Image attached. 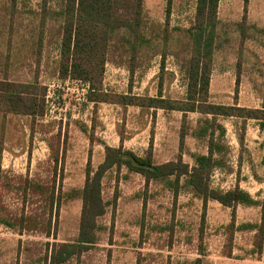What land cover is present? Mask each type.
I'll return each mask as SVG.
<instances>
[{
	"label": "rangeland",
	"instance_id": "374dc122",
	"mask_svg": "<svg viewBox=\"0 0 264 264\" xmlns=\"http://www.w3.org/2000/svg\"><path fill=\"white\" fill-rule=\"evenodd\" d=\"M64 1L0 0V79L23 84L17 90L35 98L37 109L44 105L43 115L35 116L10 111L7 103L0 101V264H50L52 246L48 243L74 242L79 234L96 107L88 100L91 90L87 83L59 74ZM231 1L233 23L220 28L212 67L220 73L234 67L237 79L228 91L216 84L214 97L225 106L260 105L261 109L264 0H250L245 11L241 9L243 0ZM195 4L196 0H171L168 15V0H144L146 17L141 32L149 43L141 47L136 67L149 65L156 53L164 51L169 68L161 73L165 95L181 91L170 85V69L182 68L191 50L192 42L184 34L193 22ZM116 60L111 52L109 61ZM98 88L101 90L95 94L99 98L118 99L117 93ZM222 121L227 126L224 137L218 127ZM247 121L217 117L211 123L222 136L217 143L225 146L221 150L226 163L240 162L245 176H251L254 161L259 176L241 187L258 197L253 215L242 208L235 225L230 226L231 209H227L225 221L229 223L222 226L220 234L210 227L206 215L202 222L199 207L179 224L184 218L177 216L170 201L161 205L160 212V181H155L141 191V215L123 225L115 213L118 186L106 181L102 195L107 207L97 221L96 243L62 264H264V237L261 242L257 229L250 248V238L240 231L242 226L254 228L264 220V132H256L255 125ZM54 189L62 200L58 210L55 204L52 211ZM248 217L256 223L243 225ZM49 230L56 239L47 236Z\"/></svg>",
	"mask_w": 264,
	"mask_h": 264
},
{
	"label": "trees",
	"instance_id": "16d2710c",
	"mask_svg": "<svg viewBox=\"0 0 264 264\" xmlns=\"http://www.w3.org/2000/svg\"><path fill=\"white\" fill-rule=\"evenodd\" d=\"M245 1V10L249 0ZM64 23L61 30L59 74L61 78L84 81L90 87L89 101H114L120 104L148 105L166 110L198 111L212 116H233L244 120L257 119L264 128V105L261 109L238 106H225L209 102V86L212 72V58L217 35V13L219 0H196V12L193 25L185 30L191 38L192 46L186 56L182 68L188 78L187 100L176 101L170 98H141L137 96L119 95L117 100H103L97 96V86H102L104 70L110 60V53L115 55L116 64L126 65L133 71L141 47L149 43L142 36L141 28L145 20L144 0H65ZM171 0H168L167 14ZM124 33H129L125 36ZM161 67H164L165 53H162ZM23 84H17L6 78L0 79V101L7 103L10 111L43 115V107L38 106L35 98L25 96L24 91L17 90ZM237 90V89H236ZM45 94L42 96L43 104ZM203 133L213 130L214 124L205 120ZM220 127V126H218ZM223 134L224 130L220 127ZM213 134V132H212ZM184 133L181 134L183 146ZM208 155L196 156V166L190 169L183 163L181 157L176 162L156 164L151 151L145 157H140L129 150L105 147V160L96 169L91 164V154L86 167V178L82 190V210L78 238L74 242H51L52 253L50 264H62L80 255L88 247L96 243L98 218L105 214L107 203L102 195V180L104 175L113 167L120 169L126 166L129 171L140 173L145 177L146 185L151 181H165L171 176L175 181L171 184L175 196L179 190L180 178L187 177V185L203 199L202 222L205 219L207 204L210 199L217 200L222 205L231 208L232 222L236 223V207L238 204L254 205L258 201L241 189L224 191L211 186L210 178L214 167L219 165L213 157V149L221 150L220 145L210 139ZM58 163V158H55ZM61 194L56 195L55 189L51 194V209L61 204ZM264 210V207H263ZM249 228L242 226L241 228ZM259 237H264V220L258 226ZM48 237L56 239V234L49 230ZM263 250L262 244L258 251Z\"/></svg>",
	"mask_w": 264,
	"mask_h": 264
},
{
	"label": "crops",
	"instance_id": "0c3cea01",
	"mask_svg": "<svg viewBox=\"0 0 264 264\" xmlns=\"http://www.w3.org/2000/svg\"><path fill=\"white\" fill-rule=\"evenodd\" d=\"M241 9L245 11V1ZM250 0L248 1L247 8ZM234 5L231 0H219L218 5V25L217 35L215 39L214 54L217 50L218 35L221 26L226 23L230 25L233 23L232 17L234 14ZM196 12V4H195ZM194 12V13H195ZM195 18V16H194ZM193 18V22H194ZM193 22L186 27L189 29ZM189 40L191 38L185 32ZM186 36V37H187ZM162 53H156L150 60V64L147 66L135 67L133 71L126 65L116 64L108 61L103 75L102 87L105 92L117 93L124 96H137L141 98H170L176 101L187 100L188 94V78L186 73L180 66L171 68L172 79L170 85L180 88V92L174 94L165 95L164 87L166 86L165 80L161 77V73L169 70L165 64L167 56L165 53L164 67H161L163 60ZM213 54V56H214ZM213 59V58H212ZM237 73L234 67H227L221 73L213 69L210 77L209 86V102L213 104L222 105L220 101H217L214 92L215 85L218 84L224 91H228L229 85L236 82ZM96 111V116L93 121L94 124L90 127L93 129L92 139L89 138V146L91 148V164L92 167L97 168L105 160V147L112 148L122 147L124 150H129L140 157H145L148 152L151 151L153 160L156 164H164L169 162H176L181 157L183 163L188 164L190 169L196 166V156L208 155L210 151V139L213 138L215 144L218 139L225 136L226 124L222 121L220 126L224 132L222 136H218L216 130H210L207 133H203L202 127L205 120L216 121L217 117L224 119L233 118V116H212L211 114H202L198 111H181V110H166L163 108L152 107L148 105H135V104H120L114 101H90ZM224 105V104H223ZM255 109H260L255 108ZM247 123H253L257 128L256 132H264V128L260 125V120L247 119ZM219 121V120H217ZM92 122V123H93ZM223 123V124H222ZM185 128V130H184ZM184 133L183 146L181 145V134ZM213 132V134H212ZM225 149V146L222 149ZM213 157L219 161V165L214 167L211 174L210 183L213 188L221 189L224 191L233 190L237 186L240 188L242 184H251L255 182V178H258L259 172L255 174L254 161L252 162V174L251 176H245L243 172V166L240 162H227L224 160V153L222 150L213 149ZM89 159V158H88ZM260 165H256L259 168ZM106 181H112L118 186V194L116 197L117 205L115 207V213L120 217V224L130 225V218L141 215L142 213V201L143 196L141 191L146 185V180L140 173L129 171L126 166H122L120 169L117 167L111 168L104 175L102 184ZM175 181V177L171 176L165 181H160V209L162 206H167V201L171 202V205L175 206L177 216L183 217V220H179V224L182 221H186L187 218L193 212H196L197 207L200 208V212L203 214V199L197 195L194 190L187 185V177L182 176L180 178L179 190L177 196H175L174 189L171 184ZM151 181L149 185L154 183ZM158 182V181H156ZM243 189V188H241ZM244 190V189H243ZM251 197L258 201V197H254L251 192ZM254 205L238 204L236 207V218L238 211L242 208H247V211L255 212ZM231 209L222 205L220 202L214 199H210L207 204L206 218L210 223V227H213L217 233L220 234L222 226L228 224V210ZM160 210V212H162ZM187 214L188 217H184ZM232 214V211H231ZM232 218V216H231ZM129 219V220H127ZM243 225H252L256 222L253 218H246ZM188 224L190 222H187ZM260 223V222H259ZM244 235H248L250 238L249 247L254 246L253 238L257 233L256 228H244L242 230ZM253 250L250 255H253Z\"/></svg>",
	"mask_w": 264,
	"mask_h": 264
}]
</instances>
